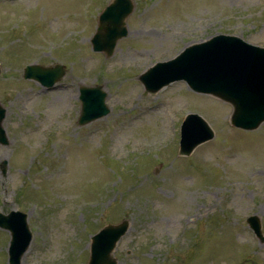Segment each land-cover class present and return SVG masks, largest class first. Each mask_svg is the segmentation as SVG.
Wrapping results in <instances>:
<instances>
[{"label": "rangeland", "instance_id": "rangeland-1", "mask_svg": "<svg viewBox=\"0 0 264 264\" xmlns=\"http://www.w3.org/2000/svg\"><path fill=\"white\" fill-rule=\"evenodd\" d=\"M110 1L0 0V212L26 214L20 264H86L91 236L122 219L115 264H264L245 221L256 215L264 238V122L237 129L230 105L183 81L144 94L138 80L217 33L264 47V0H131L127 35L107 57L90 38ZM53 63L66 74L50 89L21 77ZM94 85L109 113L80 127L78 89ZM186 113L214 137L181 156ZM9 241L0 229V264Z\"/></svg>", "mask_w": 264, "mask_h": 264}, {"label": "water", "instance_id": "water-1", "mask_svg": "<svg viewBox=\"0 0 264 264\" xmlns=\"http://www.w3.org/2000/svg\"><path fill=\"white\" fill-rule=\"evenodd\" d=\"M133 9L130 0H113L100 14L97 30L90 42L94 51L110 56L118 39L127 34L125 18ZM65 74L61 65L43 67L29 65L23 77L33 78L41 85L52 86ZM145 93H154L165 85L184 80L196 92L210 94L232 106L230 123L234 127L252 130L264 121V48L243 42L240 38L216 35L205 42L183 49L175 58L158 62L139 76ZM106 92L101 86L81 87V111L78 124L83 125L106 115ZM5 109L0 106V144L7 139L1 126ZM179 154L189 155L199 144L211 139L213 132L196 114H189L181 125ZM25 214L11 211L0 213V227L10 231L9 264L20 259L31 240ZM247 223L254 234L263 240L260 222L250 216ZM128 221L107 225L92 237L88 264H115L111 252L127 231Z\"/></svg>", "mask_w": 264, "mask_h": 264}]
</instances>
